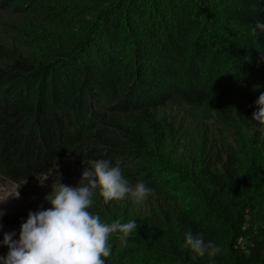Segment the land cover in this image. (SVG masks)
I'll return each mask as SVG.
<instances>
[{"label": "trees", "instance_id": "obj_1", "mask_svg": "<svg viewBox=\"0 0 264 264\" xmlns=\"http://www.w3.org/2000/svg\"><path fill=\"white\" fill-rule=\"evenodd\" d=\"M43 2L58 21L50 33L53 71L44 70L37 93L23 76L1 88L0 173L20 180L63 156L105 159L150 186L165 226L149 230L131 208L89 209L105 223L137 224L126 247L110 237L105 264H264V137L252 119L258 106L242 117L228 101L233 88L264 84V31H252L264 24V0H110L94 18L75 17L87 8L80 0ZM174 36L189 43L177 61ZM185 54L191 76L178 64ZM173 100L192 109L199 127L205 110L214 112L221 134L178 141L176 125L156 112ZM28 213L1 219L19 236ZM248 217L263 224L255 234L243 232ZM188 233L221 252L193 259L184 247Z\"/></svg>", "mask_w": 264, "mask_h": 264}, {"label": "rangeland", "instance_id": "obj_2", "mask_svg": "<svg viewBox=\"0 0 264 264\" xmlns=\"http://www.w3.org/2000/svg\"><path fill=\"white\" fill-rule=\"evenodd\" d=\"M80 1L87 8L81 13L76 14L75 17L80 15L85 18H94L96 12L106 6L110 0ZM46 3L43 0H8L5 5L0 6V92L3 86L15 87L20 82V78L16 77L23 76L25 80L29 79L31 81L33 93H37L40 86H43L41 77L53 71L49 64H52L50 61L56 54H53V51L56 48L55 44L57 41L54 38L53 40L55 41L50 39V33L52 29L55 31L58 26V21L55 19L56 15L51 13ZM173 39H176L177 42L175 43L173 40V43H171V46L175 45L171 49V53L173 55L177 54L175 58V61H177L180 54L183 53L179 48H185L186 51L188 50L189 43L184 37L178 40L174 36ZM68 49L69 47L65 49L63 46L60 51L64 54ZM195 52L193 53L195 55L193 56L194 59L199 56V52ZM185 55H187L184 59L185 61H181L180 58L178 64L184 62V67L186 68L181 73L185 76H191L193 70L190 68V62L188 63L186 61L190 55ZM210 59H207V64ZM218 62L220 64V59H218ZM206 67L202 68L201 75H204V77L207 76L206 79H208L209 77L206 73L212 74L208 70V65ZM44 70L47 73L44 74ZM223 79L227 80L228 78L224 77ZM84 87L85 84L81 88L83 93L86 92V88ZM262 92H264V84L258 88L256 87V90H247L243 88V85L242 87L231 89L228 99L230 102V113L236 116L239 113L242 117H245L247 111L251 115L254 101L257 100ZM205 111L206 114L201 115L203 116L201 120L204 121L205 127H203V124H200L199 127L195 122L196 118L192 113V109L183 102L176 100L168 101L156 109L157 113L168 116L173 124L176 125L177 128L174 137L178 141L182 138L184 139V137L189 138L191 134L198 139L201 132L206 134V138L209 137V131H214L213 138H217V134H221L218 132L220 125L216 114L211 111ZM254 123L260 132V137H264V125L259 124L257 121ZM228 124L229 122H227ZM93 162L86 161L84 163H77L69 156H63L54 159L43 173L29 178L12 180L0 173V199L7 197L5 202L0 203V208L3 209L4 214L20 211L36 212L48 209L51 207V204L46 199V196L52 190L54 191L59 183L76 186L81 179L84 169L90 170ZM122 174L129 181L130 185L134 186L136 184L128 178L129 171L127 173L123 171ZM45 177L47 178L43 181ZM42 181L43 183L41 184ZM18 186L19 188L17 189ZM146 186L151 189L150 186ZM16 189L19 192L18 198L11 196L15 194ZM108 204L117 210H121L122 208L129 210L131 208L135 212L137 221L144 224L149 230L156 227L157 224L165 226V219L161 216L159 210L160 203L158 196L152 189L150 195L142 203L134 204L130 198H125L124 200L110 201ZM94 205L103 208L107 204H104L100 197L94 195L92 206ZM259 225L262 226V222H256L253 218L248 217L244 224L243 232L255 234L258 229L257 226ZM9 232L15 231L9 225L5 224L0 216V241L3 240L4 234ZM13 239H18L16 232ZM241 241L243 242L244 238H241ZM7 252V246L0 244V256H5Z\"/></svg>", "mask_w": 264, "mask_h": 264}, {"label": "clouds", "instance_id": "obj_3", "mask_svg": "<svg viewBox=\"0 0 264 264\" xmlns=\"http://www.w3.org/2000/svg\"><path fill=\"white\" fill-rule=\"evenodd\" d=\"M252 31L254 35L264 31V24L257 22ZM255 103L258 110L252 113V119L264 125V92ZM17 189L11 196L19 197ZM150 193L151 189L143 181L130 185L118 164L113 166L108 160L98 159L90 170L84 169L76 186L59 183L46 196L50 208L30 211L20 225L18 239H13L15 232L4 234L0 244L6 245L8 252L0 256V264H105V258L111 255L110 237L116 235L126 247L137 224L134 220L102 222L98 214L89 211L93 196L100 197L104 204L125 198L139 204ZM6 199H0V203ZM3 214L0 208V216ZM184 247L195 253L193 259L206 253L214 257L221 252L215 242H205L199 234H186Z\"/></svg>", "mask_w": 264, "mask_h": 264}]
</instances>
